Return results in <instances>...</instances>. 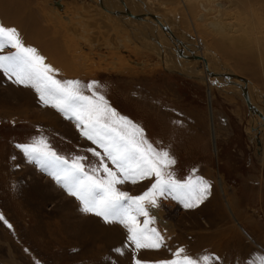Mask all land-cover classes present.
Instances as JSON below:
<instances>
[{"label":"rangeland","instance_id":"rangeland-1","mask_svg":"<svg viewBox=\"0 0 264 264\" xmlns=\"http://www.w3.org/2000/svg\"><path fill=\"white\" fill-rule=\"evenodd\" d=\"M123 1L138 16L155 15H143L145 9L138 0ZM140 1L148 8L152 7L147 1L155 4L154 0ZM59 2L60 10L55 6ZM114 2L123 11L121 0ZM4 4L5 8L0 6V24L18 29L26 46L41 45L55 29L61 45L56 54L59 58L44 56L45 63L55 69L66 59L70 69L77 71L72 75L58 72L57 79L78 80L82 90L87 83L97 81L102 86L98 91L118 114L136 123L155 147L167 148L175 158V165L168 170L173 179L183 183L203 178L210 185L207 198L193 209H185L171 197L159 198L155 208L145 205L155 218L150 227L165 237V246L140 250L137 259L145 264L171 260L178 248L185 250L182 256L213 254L220 258L217 264H246L253 257L264 256V129L252 120L242 92L237 93L239 88L235 86L230 92L222 87L225 80L241 83L215 78L209 104L204 82L184 75L188 64L182 63L178 72L167 69L173 62L185 60L180 56L182 50H177L178 43L185 44L188 56L207 59L212 68L210 81L222 71L245 79L251 84L252 103L262 108L264 15L258 2L238 8L228 1L236 9L233 19L228 16L232 12L223 15L214 6L215 14L205 13V18L193 21L194 29L186 9L175 0L173 5L181 15L177 24L186 37L171 27L175 26L171 16L165 20L167 28L161 30L155 20L107 14L99 7V0H7ZM218 14L220 20L215 18ZM160 15L155 17L163 21ZM149 23H154V34L146 30ZM218 23L220 27L231 25L234 31L219 33V26L213 28ZM168 29L174 30L176 39L167 36ZM231 36L240 37L245 47L248 43L252 52L244 51V46L233 47ZM11 51L5 49L4 54ZM189 60L205 76L203 62ZM85 94L90 95L86 90ZM252 125L257 132L251 131ZM41 134L61 156L85 155L91 162L96 159L87 151L95 145L80 135L74 122L43 106L32 88L17 85L0 73V215L12 226L0 221V264H133V247L123 248L128 242L123 226L82 213L74 197L28 163L15 147ZM260 139L262 158L256 144ZM217 181L225 187V197ZM153 182L154 178L117 187L138 196ZM138 219L142 224L144 217ZM116 248H121L123 255L113 251Z\"/></svg>","mask_w":264,"mask_h":264},{"label":"snow or ice","instance_id":"snow-or-ice-1","mask_svg":"<svg viewBox=\"0 0 264 264\" xmlns=\"http://www.w3.org/2000/svg\"><path fill=\"white\" fill-rule=\"evenodd\" d=\"M5 49L13 51L4 54ZM0 73L17 85L32 88L43 106L54 108L74 122L80 135L95 145L87 150L96 158L94 162L85 155L71 158L59 155L43 134L15 147L28 163L35 164L67 195L74 197L82 213L100 217L106 224L123 226L128 233L123 248L133 247V264H145L136 258L140 250H159L165 246V237L156 227H150L155 218L150 216L146 204L155 208L159 206V198L171 197L185 209H193L207 198L210 185L203 178L183 183L172 178L168 170L175 165V158L167 148L155 147L136 123L118 114L98 91L102 86L97 81L87 83L82 90L78 80L57 79V70L45 63L34 47L23 43L18 29L3 24H0ZM153 178L151 186L138 196H130L117 187ZM139 217H144L142 224ZM0 221L7 224L2 215ZM113 251L123 255L121 248ZM184 252L178 248L173 259L156 264H217L220 259L209 253L198 258L182 256ZM246 264H264V256L253 257Z\"/></svg>","mask_w":264,"mask_h":264},{"label":"bare ground","instance_id":"bare-ground-1","mask_svg":"<svg viewBox=\"0 0 264 264\" xmlns=\"http://www.w3.org/2000/svg\"><path fill=\"white\" fill-rule=\"evenodd\" d=\"M6 1L7 0H0V6H3V5H5L4 4V2L6 3ZM14 1V0H13ZM18 1V0H17ZM20 1V0H19ZM139 1V3H141V5H143L144 6V11H141V13H143V15L144 14H146V13H148V14H155L156 15V17H158L157 15H160V16H162L163 17V21H160V19H158V18H156L155 17V15L153 16V15H148V16H146V17H148V18H146V17H144V16H139V20H141V21H149V22H151V20H155L154 22L160 27V29L162 30H164V29H166L167 27H165L164 25L166 24V22L167 21H165L166 19H167V17L169 16H171V17H173L172 19H174V21H172L171 20V22L173 23V24H175V26H171V27H175L176 29H177V31L179 32V34L178 35H180V36H185L186 37V33L184 32V31H182V30H180L179 29V27H178V22H177V20H176V18H181V15H179L178 13H179V11H178V8L175 6V5H173V3H174V1L175 0H154V3L155 4H151V3H149L148 1H147V4L148 5H150L152 8H148L147 6H146V4L144 3V1L142 2V1H140V0H138ZM170 1H172V3H170ZM228 1H230V0H180V5H181V7H184L185 9H186V11H187V14H188V16H189V18H190V20H191V25L193 26V28L194 29H196L195 27H194V23H193V21L194 20H197V18L198 17H200L201 18V20L203 19V18H205V16H206V14L208 13H214L215 14V9H214V6L217 8L216 10H218V11H220L223 15H225V14H229V12L231 13L232 12V14L230 15H228L230 18H232V16H235L237 13H234V12H236V9H235V7H233V6H231V5H228ZM232 1V3L233 4H237V6L236 7H238L239 5H242L243 4V6H244V4H246V3H248V2H251V1H253V2H258L259 4H260V11H262L261 12V16H263L264 15V0H231ZM22 2V1H21ZM163 2V3H162ZM227 4H226V3ZM115 2H114V0H99V7H101L102 9L101 10H103L104 12H107V14L109 13V14H112V15H123V16H125V17H128V18H131V19H133L132 17H130L128 14H126V12H129V14H131L132 16H138V15H136V14H134V13H132L128 8H127V6L125 5V2L123 1V0H121V4L123 5V11H121V10H118L117 8H116V6H115V4H114ZM56 3H54V5H55ZM8 5V4H7ZM11 5V4H10ZM179 5V4H178ZM177 5V6H178ZM248 5V4H247ZM9 6V5H8ZM56 7H58L59 8V10L61 9V5H60V2L57 4V5H55ZM133 6H135V4L133 5ZM165 6H167V7H165ZM212 6V7H211ZM231 6V8H229ZM4 7V6H3ZM257 7V6H256ZM1 8V7H0ZM5 8V7H4ZM20 9H24V5H23V8H21V7H19ZM154 8H156L155 10H154ZM238 8H240V7H238ZM245 8V7H244ZM5 10V9H4ZM13 10H15V9H13ZM150 10V11H149ZM255 9H253V11H254ZM204 12V14L203 13H201V12ZM210 11H212V12H210ZM160 13V14H159ZM206 13V14H205ZM256 13H257V11H256ZM207 14V15H208ZM252 14H253V12H252ZM258 14H260V13H258ZM213 15V14H212ZM21 16V15H20ZM159 16V17H160ZM6 17V16H5ZM4 17V18H5ZM61 17V16H60ZM65 17V16H64ZM220 17H221V15L220 14H218L217 15V17H215L216 19H218V20H220ZM67 19H68V17H66ZM65 19V18H64ZM233 19V18H232ZM257 19V18H256ZM135 20H138V19H135ZM134 20V21H135ZM246 20V19H245ZM140 22V21H139ZM220 22V21H219ZM229 23V22H228ZM152 24H154V23H152ZM152 24H150L149 23V25L146 27V30H149V33L150 34H154V29L153 28H155L154 27V25H152ZM169 24V23H168ZM142 25L144 26L145 24L144 23H142ZM258 25H260V24H258ZM219 26V27H218ZM216 27H218L217 29H218V31H219V33H221V32H225L224 30H230L231 32H233L234 31V29L232 28V26L230 25V26H227V25H222L221 27H220V25H219V23H218V25H216V26H214L213 28L214 29H216ZM244 28L245 26H243V25H241L240 26V28ZM252 27V26H251ZM169 28V27H168ZM249 29V28H248ZM252 29V28H251ZM47 30V29H46ZM52 30V29H51ZM172 30V32L170 31V29H168L167 31H168V33H167V36L170 38V39H176V37H175V35H173L174 34V30L173 29H171ZM246 29L244 28V31H245ZM250 30V29H249ZM48 31V30H47ZM43 32V31H42ZM51 32V31H50ZM109 32V31H108ZM242 32V29H241V31H240V33ZM44 33H45V35H48V34H46V32L44 31ZM55 29H53V31H52V33L49 35V37L46 39V40H43V43L41 44V45H35L34 46V48L38 51V53L41 55V56H47V57H51V56H54V55H56V54H59L60 53V48H61V45L59 44V41H58V39L56 38V36H55ZM39 34H40V32H39ZM105 38V37H104ZM44 39V38H43ZM106 41H108V40H106ZM110 41V40H109ZM197 41H198V39H197ZM242 41L243 40H241V38L240 37H238V36H231V38H230V43H231V45L234 47H240V46H244L245 47V45L242 43ZM112 42V41H111ZM174 42V41H173ZM106 43V42H105ZM110 43V42H109ZM178 44H180L179 46H178V48H177V50L179 51H181L182 50V52L183 51H185V54H183L182 52H180L181 54H180V56L183 58V59H185V60H183V62L182 61H179V60H177V61H175V63L173 62L172 63V65L170 64V66L171 67H169V68H167L169 71H174L175 70V72L178 70L179 71V68H180V66L182 65V63H184V64H188L189 65V67H187V69H185V71H184V75L186 76V77H189V78H193V79H197V80H201L202 82H204V84H205V86L207 87V90H206V92H207V102L210 104V102H211V97H212V94H211V90H212V87H213V84H214V80L216 81V79L215 78H218V77H220V80H222L223 78L224 79H235L236 81H239L241 84H242V86H241V84L239 85V84H237V83H233L231 80H229V81H226L225 80V85L224 86H222V87H224V88H226V89H230V92H234L233 90H235L234 88H235V86L236 87H238L239 88V91L237 92L238 94H240L241 92H242V95L241 96H243V101H245V103H246V100H245V98H244V94H246L247 95V98H248V102H249V107L247 106V103H246V106H247V109H248V112L250 113V115H251V117H252V120L256 123V124H258L257 125V127L259 128V127H263V129H264V105H262L263 107L261 108V107H257L256 105H254V102L252 103V100H253V97H251L250 96V91H248L249 89H250V82H248V81H246L245 79H243V78H241V77H238V76H236V75H232V74H230V73H227L226 74V71H222L220 74L219 73H216L215 75H213V77H211L212 78V80L210 81L209 80V78H210V73H211V71H212V68L210 67V64H209V62L207 61V59H205V58H203V57H196V56H188V51H187V46H185V44H181V43H178ZM142 47H144V46H142ZM181 47V48H180ZM251 46H249L248 45V43H247V47H245V50L244 51H246V52H249V51H251L252 52V49L250 48ZM186 48V49H185ZM147 49V48H146ZM152 49H153V47H152ZM185 49V50H184ZM200 49V48H199ZM201 50H202V48H201ZM162 51L164 52V54H165V52L166 51H164L163 49H162ZM230 52V51H229ZM234 52V51H233ZM237 53H239V52H237ZM190 54V53H189ZM234 54H236V53H234ZM252 54V53H251ZM56 57L57 58H59V56H57L56 55ZM67 57V56H66ZM237 57H239V56H237ZM188 58V59H187ZM189 58L190 59H196V60H200L201 61V63L203 62V65H204V67H205V70H206V74H205V76L203 75H201V73H200V70H195V69H197V68H194V67H196V63H194V62H189V61H191V60H189ZM175 60V59H174ZM263 62V63H262ZM58 65H62V68H57V66ZM261 65H262V67H264V60H262L261 59ZM52 66V65H51ZM167 67H168V65H166ZM185 66V65H184ZM53 67V66H52ZM56 68V70H57V72H59V73H63V74H70V75H72V74H77V71L75 72V71H73V70H71L70 69V65L68 64V61L66 60V59H63V63H58L56 66H55ZM54 68V67H53ZM78 70V69H77ZM180 70H182V69H180ZM177 71V72H178ZM215 85V84H214ZM221 85V84H220ZM223 85V84H222ZM226 92H228V91H226ZM236 93V94H237ZM262 109V110H261ZM261 111V112H260ZM210 114V113H209ZM256 117H258L259 119H261V121L259 122V123H257V119L256 120H254V118H256ZM258 128H255V126L254 125H252V127H251V131H253V132H257V129ZM210 129H211V133H212V130H213V124H211L210 125ZM214 134V133H213ZM212 135V134H211ZM213 137H214V135H213ZM262 141H261V139H260V141L258 140V141H256V144H257V146L258 147H261L260 149V157L262 158L263 157V144L261 143ZM213 146H214V144H213ZM214 151H216V149H215V146H214ZM218 182V186H219V189L221 190V192L223 193V195H224V192H225V187H223V184L220 182V181H217ZM224 197H225V195H224ZM225 202H226V204H227V206H228V209L230 210V212L232 211L231 209H230V206H229V203H228V201L227 200H225ZM234 220H235V222H237V220L235 219V217H234Z\"/></svg>","mask_w":264,"mask_h":264},{"label":"water","instance_id":"water-1","mask_svg":"<svg viewBox=\"0 0 264 264\" xmlns=\"http://www.w3.org/2000/svg\"><path fill=\"white\" fill-rule=\"evenodd\" d=\"M58 4V3H57ZM126 14H128L130 17H132L133 19H139V16H132L131 14H129V12H126ZM244 98L246 100L247 106L249 107V102H248V98L247 95L244 94Z\"/></svg>","mask_w":264,"mask_h":264}]
</instances>
